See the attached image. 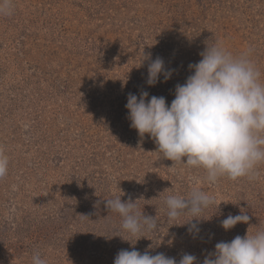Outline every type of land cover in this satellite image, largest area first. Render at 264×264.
Here are the masks:
<instances>
[{
    "label": "rangeland",
    "instance_id": "obj_1",
    "mask_svg": "<svg viewBox=\"0 0 264 264\" xmlns=\"http://www.w3.org/2000/svg\"><path fill=\"white\" fill-rule=\"evenodd\" d=\"M14 3L13 15L0 16V149L9 158L0 178V264H31L34 251L47 264H114L133 247L177 260L188 253L202 264L216 243L244 237L250 226V234L264 230V164L256 180L215 184L203 170L169 169L172 161L152 153L153 140L130 127L125 107L129 93L144 91L170 105L207 43L234 55L251 48L264 73V0ZM156 57L174 71L149 86ZM194 188L215 200L196 217L198 234L188 231L193 217L169 223L165 204ZM117 196L139 199L157 229L125 232L106 208ZM241 208L249 223L225 231L222 220Z\"/></svg>",
    "mask_w": 264,
    "mask_h": 264
},
{
    "label": "clouds",
    "instance_id": "obj_2",
    "mask_svg": "<svg viewBox=\"0 0 264 264\" xmlns=\"http://www.w3.org/2000/svg\"><path fill=\"white\" fill-rule=\"evenodd\" d=\"M14 10V0H0V16H11ZM251 52L249 48L234 55L218 42L207 43L199 54V62L188 66L192 74L185 83L176 85L170 105L163 96L149 99L147 91L139 97L129 93L125 107L130 127L141 139L147 135L153 140L156 151L152 153L172 161L169 169L180 165L203 170L209 184L221 178L230 181L259 178V166L264 164V80L261 79L264 73L251 58ZM143 57L148 59L150 54L146 57L143 53ZM173 71L165 68L162 58L156 57L148 65L146 83L155 86L161 75L167 82ZM8 168L9 158L0 149V178L7 175ZM136 201L131 198L122 201L121 196L106 200V208L119 214L122 229L132 237L158 227L156 216L142 214ZM214 203L211 195L198 188L187 197L169 195L165 200L168 222L173 223L181 216L193 217L186 223L188 231L198 234L201 219L196 217ZM194 220L196 223H192ZM249 220L241 208L240 214H229L223 219L221 227L229 231L237 224H248ZM249 228L244 237L216 243L215 250L205 256L202 264H264V230L250 234ZM31 264H47V260L34 251ZM114 264H198V260L188 253L177 260L164 253L151 255L148 250L141 253L133 247L120 250Z\"/></svg>",
    "mask_w": 264,
    "mask_h": 264
},
{
    "label": "trees",
    "instance_id": "obj_3",
    "mask_svg": "<svg viewBox=\"0 0 264 264\" xmlns=\"http://www.w3.org/2000/svg\"><path fill=\"white\" fill-rule=\"evenodd\" d=\"M98 194H100V197H102V196H103V193H101V192H98ZM98 200H100V199H98Z\"/></svg>",
    "mask_w": 264,
    "mask_h": 264
}]
</instances>
